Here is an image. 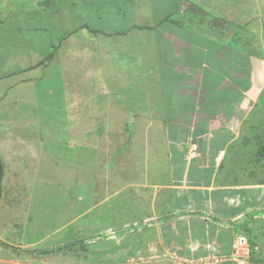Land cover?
Returning a JSON list of instances; mask_svg holds the SVG:
<instances>
[{"label": "rangeland", "instance_id": "rangeland-1", "mask_svg": "<svg viewBox=\"0 0 264 264\" xmlns=\"http://www.w3.org/2000/svg\"><path fill=\"white\" fill-rule=\"evenodd\" d=\"M174 1L141 0L136 11L145 28L131 32L118 46L110 45L112 60L107 54L101 59L94 54L93 59L89 47L78 39L88 32L80 31L71 50L78 59L89 61L88 69H81L89 77L71 90L66 82L67 75L74 74H67L70 48L61 47L63 62L54 63L52 58L59 57L58 44L68 35L70 22L91 18L89 1L0 0V65L7 64V49L15 55L14 62L34 53L25 43L57 44L48 48L51 59L19 75L29 78L25 83L31 86L30 93L0 115V264H208V256L228 258L222 264H233L229 261L233 242L229 254L189 258L177 257L164 241H142L145 227L154 229L150 237L157 238L156 231L161 230L155 226L167 225L170 219L161 207L183 199L184 192L194 193L189 208L194 213L188 209L179 215H194L206 229L234 228L233 241L239 235L249 240V264H264V208L259 201L264 193V0H187L190 4L182 0L185 9L197 3L207 13L205 32L214 39L198 41L210 51L205 54L209 63L218 65L221 73L228 67L229 59L211 60L221 43L229 50L221 52L225 57L234 53L232 69L247 73L235 80L240 90L231 88L233 81L223 83L212 73L207 79L221 88L212 89L211 97L205 94L206 103L165 86L171 74L158 54L160 44L166 56L168 47L153 23L173 11ZM18 6L22 12L12 11ZM57 6L62 8L58 13ZM72 6L74 10L67 8ZM224 6L231 7L230 12L234 7L246 9L245 17L230 20L229 32L211 27V20H218L215 12ZM248 51L257 60L246 56ZM192 59L197 62L198 57ZM61 63L65 70H55ZM46 65L52 69L47 73L51 80L34 81L42 77ZM253 67L261 69V78L256 77L259 87L249 74ZM123 68L130 76L138 75V70L147 72L133 79L140 87L126 80ZM120 74L125 80L119 86L123 98L118 100L128 102L129 108L118 104L115 96V76ZM13 80L1 82L0 91ZM35 86L41 87L36 91L40 96L32 89ZM147 105L168 119L179 117L180 109L196 106L214 116L208 122L186 113L179 121H145L135 109ZM193 190L203 194L196 198L198 191ZM169 207L173 212V205ZM148 246L155 247L153 252Z\"/></svg>", "mask_w": 264, "mask_h": 264}, {"label": "crops", "instance_id": "crops-1", "mask_svg": "<svg viewBox=\"0 0 264 264\" xmlns=\"http://www.w3.org/2000/svg\"><path fill=\"white\" fill-rule=\"evenodd\" d=\"M51 1L53 2V0ZM87 1H89V3L86 6L89 9L92 8V12L90 13L91 18L88 17L89 21L82 19L76 22L75 19H73L72 22H70L69 28L66 29L68 35H65L66 37H64L63 43L58 44L60 46L57 52L59 53V57L55 59L53 57L52 62L55 63L60 60L61 62H63L64 58L62 54L63 53L65 54V52L60 50L61 47L62 46L64 48L69 47L71 50L72 47L74 46H71L70 43L75 42V38H78L77 34L80 33V31L86 30L88 32L86 36L82 35L83 37L80 36L78 39L82 41L81 46L89 47L92 53L91 55L92 58L96 57L95 55L98 54L99 59H101L102 56L107 57V55H109L108 57L109 59H111L110 58L111 55L109 54L110 45H113L115 43L118 46L122 44V42L124 41L123 39L128 38L131 32L132 33L137 32L138 30L141 31L145 28V26L138 21V17H139L138 11H136L138 10V8H140L139 3L141 2V0H87ZM183 1L186 3H189L187 2V0H183ZM181 2L182 0H177V1L175 0L173 2L175 4V7L173 4V8H174L173 11H167L163 15V17L159 19L158 24L153 23L154 24L153 28L159 31L158 32L159 39H161L163 43L165 42V45H167L168 47V48L166 47L168 50L167 52L168 54L166 56L165 52H163L164 50L161 49V46H163L164 44L163 45L160 44L159 54H158L159 60L162 59V67L166 69L169 74H171L168 77V81H166L168 84H166L165 86H167L168 88H173L174 91H176L181 96L195 97L196 99L200 100L199 101L200 103H206L207 101L203 100L204 95L206 94V96L211 97L210 91L212 89L221 88L219 87L220 85L215 84L213 80L209 81L207 79L212 73H215L221 76L223 83L225 81L227 83L230 81H233L234 84L231 85L232 86L231 88H233V90H240L241 85L236 83L235 80L236 79L240 80L242 78H245L247 76V73L244 71V69L243 70L242 69L241 70L232 69V64H233L232 56L234 54L233 51L230 52V55H229L230 58L225 57L221 52L223 51L228 52L229 51L228 48L223 47V44L221 43L219 44L217 43V47L219 49L217 48L218 50L212 53L213 56L211 57V60L220 62L223 59H225L224 61L229 59L227 63L228 67L222 73L220 72L221 69H218L219 68L217 67L218 65L216 64L212 65L211 63H209V58L205 54H209L210 51L207 49L206 45H202L201 41L200 40L198 41V39H209V40L214 39L213 36L209 37L207 35L209 33L205 32V31H208L207 27L205 26V22H207L206 21L207 13L200 10L198 8L199 4L197 3L194 4L195 6L191 4V6L189 8L187 7L186 8L187 10H186L185 9L186 5L181 4ZM202 6H205V5H202ZM74 7L75 6L67 7V8H70V9L72 8L71 10H74L75 9ZM56 8H57V13L60 10H62V8L58 6ZM229 8L231 7L224 6V8H220L222 10L215 12V14H217L216 16L218 20L217 19L211 20L213 22L211 25L213 30L220 28L221 31L229 32L230 29L228 26L230 24V20H233L236 16H240V17L246 16V11H245L246 9L239 8V10H236V7H234L232 8V10L234 9V11L230 12ZM11 10L12 9L7 10V13L8 11H11ZM12 11H16V13L22 12V10H20V6L14 7V10ZM69 15L70 14H68V18H69ZM80 15L83 16V14L81 13ZM86 17L87 16L85 17L83 16V18H86ZM153 19H154V14L149 16L148 21L152 23ZM162 24H164V26ZM171 27L175 29L171 30L170 29ZM187 33H190L192 37L190 36L188 37ZM67 36L69 38V44L66 39ZM112 37H114V40L111 39ZM195 37L196 39H194ZM39 44L43 45L44 47L38 48ZM34 45H36V48L33 47ZM56 45L57 44L55 43L52 44V42L45 43V42H40L38 40H37V43H35V41L34 42L30 41L28 43H25L26 49L28 47H31L30 49L31 51H34V53H32V55L29 58H26L24 60H21V58L17 60L14 59V62L11 61V59L12 57L15 58V55L12 53L10 49H7V54L5 56L7 57V64L6 62H4L3 64L0 65V83L4 82L8 77L14 78V80L8 83L6 86H4L3 90L0 91V105L2 103L5 104L4 109L2 108V110H0V115L2 113H5V111L7 112V105L9 104L12 105L15 103L17 104L19 101L23 102V100H25L26 96H28L27 93H30V91L27 92V88L31 86L25 83L26 81L29 80V78L27 79V77H24L23 75L22 76H19V75L24 74V73L26 74L28 73L29 70L33 71L35 67L41 66L43 64L42 61L44 60L43 55L47 53L48 48L52 46L56 47ZM18 48L20 49V51L22 50V46ZM70 50H69L70 52L69 55L73 54L72 57L75 56L76 58L73 57L72 59L67 54L68 60H69L68 65L66 66L68 67L67 74L70 72H73L74 74L67 75L66 82H67L68 89L75 90L76 88L79 89L81 87V84L80 85L77 84L79 80L80 82H82V80H85L86 82V79H87L86 77H89L88 75H86L85 73L86 71L82 72L81 69L83 67L85 70H87L88 69L87 65H90V63L85 58L78 59L75 52L72 50L70 51ZM199 53L202 54L203 56L200 55ZM240 54L243 55L244 58L246 56H251V57L253 56L255 57L253 59L257 60L256 56H254L253 51H251V53L249 51L245 53L246 56H244V53L242 52ZM194 56L198 57L197 62L195 60L193 61L192 58ZM156 57H157V53H156ZM253 59H252V63H253ZM75 60H77V62H75ZM61 64L62 65L57 66L55 70L63 71V69L65 68L64 63H61ZM48 67L49 65L46 67L47 70L45 69L46 71L45 70L43 71L44 74L42 75V77H39V78L36 77L34 81L38 80L39 82L44 83L45 79L51 80L50 78H52V75L47 76V73H48V69H49V72L52 69ZM75 68H77L76 70L77 72L75 71ZM252 69H253L252 71H249V74L251 76V72H252L253 81L258 86L256 77L258 78L259 76V78H261L260 73H258L260 72L259 70L261 69H256L254 67ZM55 70L53 71L55 72ZM124 72H127L124 75L126 76L130 71L129 69L125 70V68H123L122 73ZM138 72L139 74H142V75L147 74L146 71H142L144 73H141V70H138ZM138 72L133 70L132 74L138 73ZM76 73L80 74L81 77H79V75H77L78 77H76ZM138 75L130 76L129 74L127 75L128 77L126 78V80L131 79L132 82H134L133 81L134 77H137ZM146 76H147L146 77L147 81L151 82L152 80L149 79L148 75ZM115 77H116L115 78L116 82H114L115 84L114 88L116 89L115 96L117 97L118 104H124L125 106L128 107L129 105L128 102L121 103L118 100L120 98H123V97H120L121 95L119 92V86L122 85L121 83L123 80H125V78L123 79L121 74L120 76L116 75ZM134 83H135V86L138 84L136 82ZM146 85H148V83H146ZM137 86L140 87L141 85H137ZM99 88H104V87L103 85H100ZM32 89L34 90V92H36L38 91V89H41V87H38L37 89V86H35ZM40 94H41L40 92H36L37 96H40ZM4 96L7 97V99H9L8 102L7 100L5 101ZM135 98L136 97H134V99ZM149 101L150 103H152L151 100ZM129 106L131 107V105ZM137 109H135L136 112L138 113L139 111L140 113H142V115H144L142 119L145 121H154V120L156 121H161V120L179 121V120H184L180 116L182 115V113H186L187 115L192 116V118L197 117L200 122L201 121L208 122L209 120H211L210 117L214 116L210 110L204 107H201V106H196L195 108L191 107L188 109L185 108L183 110L179 108L180 112L177 111L178 113L176 114V115H179V117H173L172 119L166 118V116L163 114L157 115L153 107L149 105H147L146 108L137 107ZM180 166H182V164ZM193 191L194 192L198 191L195 194L196 198L197 197L199 198V193L203 194L202 192H199V190H193ZM185 194L186 192H184L183 199H180V200L174 199V202L177 201L178 204H176L177 202L173 204V202L168 203L165 201L166 203H164V206H163L164 208L161 207L162 208L161 211L166 212L168 213V215H170V219L166 223L167 225H164V226L156 225L155 226L159 230H161L160 232H158V230L156 231L157 238L155 239L153 237H150V233L155 235V233H153L154 229H151V228L149 229V227L148 228L145 227L142 233L143 234L146 233V234L143 236L142 241L148 242V244L154 242V240L156 239H158L160 243L164 241L163 244L165 245V248L175 251L177 257L199 258V257L211 255V254H219V255L226 254V253L229 254L231 252L230 245L233 242V239L236 235L234 228L224 229V228H220L219 226L214 225L210 229H206V228H203V225H199V222H198L199 220L194 215H191L188 217L186 216L182 217V215H179V214H182V212L187 211L191 206H193L192 196L194 195V193L192 192L191 195L186 194L187 196ZM260 197H263V199H260ZM260 197H259V201L261 202V206L263 209L264 208V205H263L264 204L263 203L264 193L262 191H261ZM170 205L171 207L173 205V212H172V208L169 207ZM165 207H167L166 209L167 211H165ZM190 209H189L190 213H194ZM177 215L179 217H177ZM158 247L160 249L164 248L163 245L162 246L160 245ZM154 248L155 247L153 248L149 247L148 251L150 250L153 252Z\"/></svg>", "mask_w": 264, "mask_h": 264}, {"label": "built area", "instance_id": "built-area-1", "mask_svg": "<svg viewBox=\"0 0 264 264\" xmlns=\"http://www.w3.org/2000/svg\"><path fill=\"white\" fill-rule=\"evenodd\" d=\"M232 257L229 261L233 264H249L248 258L250 257V243L246 236L239 235L233 241ZM213 262H210V260ZM208 264H222L224 261H228V258L207 257L205 259Z\"/></svg>", "mask_w": 264, "mask_h": 264}, {"label": "trees", "instance_id": "trees-1", "mask_svg": "<svg viewBox=\"0 0 264 264\" xmlns=\"http://www.w3.org/2000/svg\"><path fill=\"white\" fill-rule=\"evenodd\" d=\"M52 57H53L52 54H48L47 58H45L43 61H45V60H49V59H51ZM43 61H42V63H43Z\"/></svg>", "mask_w": 264, "mask_h": 264}]
</instances>
